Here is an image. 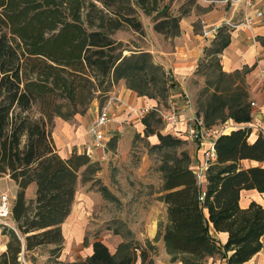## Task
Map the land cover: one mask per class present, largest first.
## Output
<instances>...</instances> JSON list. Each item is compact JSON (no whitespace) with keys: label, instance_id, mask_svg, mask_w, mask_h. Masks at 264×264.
<instances>
[{"label":"trees","instance_id":"trees-1","mask_svg":"<svg viewBox=\"0 0 264 264\" xmlns=\"http://www.w3.org/2000/svg\"><path fill=\"white\" fill-rule=\"evenodd\" d=\"M160 2L0 0V177L7 175L17 186L11 207L15 228H3L8 240L0 264H20L21 251L41 245H54L59 252L61 223L70 213L78 177L91 180L100 169L86 153L60 156L52 136L54 119L69 120L85 113L94 99L122 79L138 96L166 97L165 69L147 51L123 55L124 45L112 37L124 25L143 33L138 11L152 19L154 31L177 36L186 13L173 14L168 4L160 6ZM214 40L218 41L207 54L218 64L216 86L205 99H198L195 113L206 125L226 119L249 122L250 101L242 80L250 67L222 70L217 55L230 42L225 27L218 29ZM238 75L241 81L235 79ZM223 79L228 82L220 87ZM151 114L143 117L147 128L155 115ZM250 132L247 127L236 128L216 138V158L205 171L204 188L186 150L162 156L158 200L166 212L154 240L162 239L170 263L204 264L207 256L220 254L226 264H242L262 248L264 207L255 201L246 207L239 204L242 189L264 192V136L249 141ZM157 138L151 150L184 142L160 132ZM244 159L259 164L243 167ZM32 183L34 197L27 199L25 192ZM100 190L108 191L105 186ZM211 228L227 233L223 245ZM148 248L154 249L150 243ZM146 256L141 245L132 249L122 242L110 253L95 240L89 256L56 264H134Z\"/></svg>","mask_w":264,"mask_h":264},{"label":"rangeland","instance_id":"rangeland-1","mask_svg":"<svg viewBox=\"0 0 264 264\" xmlns=\"http://www.w3.org/2000/svg\"><path fill=\"white\" fill-rule=\"evenodd\" d=\"M206 3L205 0H161L160 6L168 4L169 10L173 14H187L192 11L197 16H203L206 9H212L216 5V8H218V5H220L212 2L211 4L207 3L206 6ZM203 4L205 6H202ZM138 17L143 25V33H138L129 26L124 25L121 29L116 30L112 37L121 41L124 45L123 55L147 51L151 54L152 60L163 67L159 63V58L164 57L163 52L172 49L175 36H165L154 31L152 19L145 16L141 11H138ZM203 17L205 18V16ZM194 26L195 31L201 32L200 20H196ZM228 27H225L226 31L229 29ZM217 34L211 39L204 55L198 60L194 76L188 82V94L192 98L195 111L198 99H205L211 89L216 86L215 81H217L219 68L218 64L212 60L213 57L208 54L214 49L218 41L214 40ZM260 42L262 43V40ZM221 54L222 52L217 55L219 63L222 58ZM199 61L201 62L199 63ZM238 76L235 79L241 81L240 75ZM227 82L223 79L220 87H224ZM242 82V85H245L248 90L246 78ZM116 83L114 82L113 85ZM112 86L104 95L94 99L97 102L96 106L91 103L85 113L80 114L81 117L78 122L71 118L65 120L63 126L55 129L53 127L52 136L57 143L61 144L62 142V147L68 149V156L73 151L86 153V148H90V153L87 155L92 161L97 162L100 167L91 180L82 181V175H79L71 208V212L80 218V229L84 231L87 242L91 237H99L102 233L117 234L124 242L130 244L132 249L141 245L147 250L144 261L141 260L140 262L138 260L139 263L154 264L152 257L154 254L159 255V246L156 245L159 239H149L148 236L153 231L156 232L158 222L164 220V205L158 200L162 185L161 172L158 170V166L165 153L174 154L186 150L188 141L182 139L184 142L174 148L168 147L161 151L151 150L152 144L149 137L154 134L157 135L158 132L162 133L169 130L164 126L158 114L152 111L149 114L155 115L149 119L150 128L149 126L146 127L143 117L137 115L132 117L129 122L114 123L109 127V139L105 142L104 150L97 149L99 147L94 146V139L89 132V128L95 117V110L99 109L105 102ZM150 91L152 90L150 89ZM140 97L142 105H155L160 108L161 105L166 103V97L163 98L160 94L154 98L146 95ZM151 99L156 103L151 102ZM225 121H228V119ZM66 139H71V142H67ZM104 185L107 187L109 185L112 189L108 187L109 191L104 193L100 190ZM34 189L31 192L26 190L27 199L34 197ZM16 190L17 186L7 175L0 177V193L6 192L12 203ZM73 217L66 223V230L69 233L71 242L74 240L77 231L76 217L75 220ZM4 227L15 228V222L11 216L5 222L0 223V249L8 240L7 235L2 233ZM149 243L153 245L154 249L150 250L148 248ZM54 247V245H41L29 251L23 250L18 258L20 264H56L57 261L67 263L81 259L84 253L83 244L70 248L62 242L59 252L54 250ZM136 253L140 254L139 248Z\"/></svg>","mask_w":264,"mask_h":264},{"label":"crops","instance_id":"crops-1","mask_svg":"<svg viewBox=\"0 0 264 264\" xmlns=\"http://www.w3.org/2000/svg\"><path fill=\"white\" fill-rule=\"evenodd\" d=\"M205 1H207L208 4L214 2L219 3L220 5H218V8H216V5L215 7L213 6L212 9H206V11L203 13L205 18L203 16L195 15L192 11L182 16L179 21L180 33L173 39L174 45L172 49L163 52L164 57L159 58V63L163 65L166 71H169L172 74L175 83L174 88L179 90L182 89L188 93V82L194 76L197 62L204 55L206 48L211 41V39L205 36V33L214 25H220V27L229 26L227 32L230 35V42L222 50V54L220 55L222 57L220 62L222 70L225 72H230L234 69H240L243 66L250 67V70L246 74L245 78L248 85L249 101L255 102L256 105L252 107L250 106L251 120L249 122L236 123L231 119H228V123L231 125L230 127H232L230 129L243 127L249 128L251 132L248 140L253 141L260 133L264 136V85L262 83V78L260 77V71L264 69V45L260 42L262 39H264V15L262 17L254 18L252 25H246L243 22L244 9L240 0ZM202 6H205V4ZM262 9L264 11V7ZM252 12L253 10L250 11V13ZM196 20H200L201 32L195 31L194 25ZM109 95L117 96L120 101L119 106L115 108L116 121L129 122L130 119L135 116V112H133V110L143 104L141 97L131 89L127 88L123 80L118 81L112 86L111 90L109 91ZM151 102L156 103L152 99ZM96 104L97 102L94 100L92 105L96 106ZM95 111H97V109ZM193 111H195L194 103ZM80 117V114H75L73 117L74 121L78 122ZM54 122L55 129L63 126V122H65V120L61 119L60 117H56ZM162 133L171 134L168 131H164ZM149 140L152 145L158 143L156 134L150 136ZM54 141L60 156L64 158L67 157L68 149L62 147V142L60 144L57 143L55 139ZM66 141L71 142V139H66ZM186 147L190 157V167L192 170H200L201 173L205 175L206 169H200V166L202 165V149L197 148L196 145L191 142H187ZM97 149L104 150V147H99ZM86 150H88V153H90V148H86ZM258 164L259 162L249 159H244L241 161V165L243 167H249ZM205 183L206 180H204L202 183L203 188ZM104 186L108 189V191L109 188L112 189L109 187V185V188L106 185ZM33 188H35V186L32 183L28 186L27 190H30L31 192ZM111 194L113 195V193ZM160 194L161 192L159 195ZM251 201H255L264 207V192L261 193L255 189H242L239 199L240 206L246 207ZM165 212L166 209L164 206V217ZM72 217L74 220L76 217L77 231L75 237L73 238L74 240L71 242L69 233L66 230V223ZM61 231L64 245L72 248L76 245L83 244L84 253L81 259H84L92 253V242L95 240L101 241L107 247L110 253H115L119 244L124 242L120 236L117 234L113 235V233L111 235L109 233H102L99 237H91L89 242H87L84 231L80 229V218L79 216L72 213L71 210L65 220L61 223ZM155 234L156 232L153 231V233L148 236V238H154ZM211 234L219 241L221 245H223L227 240L226 232H217L211 228ZM84 239L86 240L85 244ZM261 241L263 244L262 248L249 260L242 264H264V233L261 237ZM156 245L159 246V255H153L152 258L154 260V264H182L180 261L173 263L169 262L170 255L166 252L161 238L156 242ZM5 247V245H2L0 252L4 251ZM229 253L230 252L228 251L227 254ZM204 264H226V258L222 257L220 254H213L205 258Z\"/></svg>","mask_w":264,"mask_h":264},{"label":"built area","instance_id":"built-area-1","mask_svg":"<svg viewBox=\"0 0 264 264\" xmlns=\"http://www.w3.org/2000/svg\"><path fill=\"white\" fill-rule=\"evenodd\" d=\"M244 12L243 22L246 25H252L256 17L264 15L263 7L264 0H240ZM253 10L252 13L250 11ZM220 25L212 26L205 36L212 39L217 34ZM165 77L167 79L168 93L165 98V105L157 108L155 105H141L133 110L135 115L144 117L152 111L158 114L164 126L168 128V132L176 137L191 142L197 148L202 149V165L200 169H207L208 165L212 163L215 158L214 144L216 138L225 132L232 129L228 121L219 124L206 125L202 117L197 116L193 111V101L191 96L182 89H176L173 76L169 71L165 70ZM260 77L264 85V69L260 71ZM174 83L173 86H170ZM120 104L117 96L108 95L105 102L97 109L94 119L91 122L89 132L94 139L95 147H104L105 142L109 139V126L114 123H122L123 121L115 120V108ZM255 102H250V106H255ZM191 111V112H190ZM261 134V133H260ZM88 150H86V154ZM89 154V153H88ZM198 182L202 185L205 180V175L201 171H194ZM12 201L6 192L0 193V223L5 222L11 216ZM139 260V259H138ZM136 260L134 264H140Z\"/></svg>","mask_w":264,"mask_h":264}]
</instances>
